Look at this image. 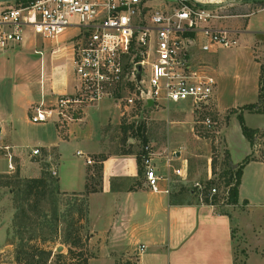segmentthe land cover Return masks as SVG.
<instances>
[{
  "label": "crops",
  "instance_id": "0c3cea01",
  "mask_svg": "<svg viewBox=\"0 0 264 264\" xmlns=\"http://www.w3.org/2000/svg\"><path fill=\"white\" fill-rule=\"evenodd\" d=\"M248 3L238 2L234 12L249 14L252 10ZM243 7L248 8L239 11ZM262 8L264 3L257 13L264 14ZM247 18L229 19L224 25L243 31L236 48L244 45L262 69L264 25L256 28L250 20L245 21ZM73 36L69 32L51 41L28 31L21 44L0 49V168L3 161L8 164L9 153L16 169L10 172L1 168L0 176L19 174L24 179H35L44 169L56 172L59 192L85 202L80 225L87 232L84 239L91 253L88 264H238L239 251L244 252V264H264V146L255 143L251 147L241 127L232 132L227 126L223 133L230 163H240L234 161L239 152L246 157L254 154V160L244 169L239 204L220 210L204 204L203 191L195 188L196 184L213 180L212 158L204 165L195 135L173 143L159 126L148 133L147 143L141 144L139 152L131 147L124 152L122 126H130L123 123L121 104L110 99L85 106L73 122L32 123L36 107H54L61 96H72L77 91L68 48ZM216 98L213 104L219 103ZM117 111L119 115L114 119ZM244 113L247 111L242 112L247 126ZM251 129L264 133V126ZM129 142L134 145L135 139L129 138ZM147 145L155 153L154 164L163 178L159 183L162 193L148 188L145 168L138 162V155H143ZM35 149L41 150V156H33ZM79 152L94 164L89 165L86 158L78 156ZM173 153H180L172 166L181 169L183 176L175 175L167 165L166 157ZM253 165L258 166L263 187L257 214L255 205L242 194L248 169ZM29 169L37 175L28 174ZM11 199L7 188L1 187L0 264H16L15 245L9 241L14 213ZM244 201L248 204L240 210ZM235 213L239 218L243 214L252 217L253 224L245 228L236 223L232 216ZM141 245L146 251L137 261Z\"/></svg>",
  "mask_w": 264,
  "mask_h": 264
},
{
  "label": "built area",
  "instance_id": "2783aa9c",
  "mask_svg": "<svg viewBox=\"0 0 264 264\" xmlns=\"http://www.w3.org/2000/svg\"><path fill=\"white\" fill-rule=\"evenodd\" d=\"M156 1L33 0L14 7L0 4V49L21 44L28 31L51 41H58L69 32L74 34L68 48L77 91L72 96H61L54 107H36L32 123L73 122L85 106L106 99L121 104L124 116L138 104L143 111L149 109L150 101L154 102L153 107L189 106L194 115L209 111L218 80L199 61L200 56L238 47L243 31L224 23L251 17L258 11L225 14V4L218 0H173L157 9ZM237 3L232 2L230 7L235 9ZM204 125L212 128L215 123L209 117ZM32 154L41 156V150L35 149ZM179 154L167 156L166 162L175 175L183 176L181 169L172 166ZM78 156L86 158L89 165L94 164L82 152ZM7 158L9 171H15L12 155L8 153ZM154 160L152 147L145 146L142 163L147 186L162 193L159 183L163 178L158 175ZM52 175L56 177L57 173ZM195 188L202 192L205 186L196 184ZM216 194L215 187L211 196ZM145 251L146 246L141 245L137 261Z\"/></svg>",
  "mask_w": 264,
  "mask_h": 264
},
{
  "label": "rangeland",
  "instance_id": "374dc122",
  "mask_svg": "<svg viewBox=\"0 0 264 264\" xmlns=\"http://www.w3.org/2000/svg\"><path fill=\"white\" fill-rule=\"evenodd\" d=\"M173 0H157L154 8H159L163 3H172ZM225 4L222 12L225 14L234 13L233 7H230L235 0H218ZM15 6L16 3H10ZM251 8L249 11H254L262 6L249 2ZM256 4V5H255ZM237 5V4H236ZM244 5V4H243ZM241 5V6H243ZM234 6V5H233ZM236 8V7H234ZM241 8V7H240ZM239 11H244L248 7H243ZM237 11V10H236ZM235 11V12H236ZM253 26L262 27L264 25V14L257 13L247 18ZM251 26V27H253ZM251 27H249L251 29ZM219 52L201 54L199 61L205 63L209 67V71L217 78L218 85L215 91V98L218 97L219 103L215 102L209 111L201 113L200 115H192V108L189 106L169 105L152 107L143 111L139 104L130 108L126 116L123 118V123L128 127L129 132L124 133L121 137L124 152L135 150L139 152L143 139L158 129L166 135L167 140L173 139V143H182L183 140L193 135L197 136L200 141L201 160L204 165L208 162V158H212L213 171V186L218 189V196L221 204L227 201V190L224 188L221 177L229 168L233 169L234 164L230 163L228 154L223 143V133L228 126L232 132L241 127L238 116L242 113V107L259 102V95L261 91V69L252 59L248 49L244 45L233 49H219ZM264 94V92H263ZM124 95L123 99H126ZM214 98V99H215ZM217 99V98H216ZM113 102V101H112ZM126 104L125 100L122 101ZM218 106V107H217ZM262 108V107H261ZM240 113V114H239ZM119 112L117 111V119ZM247 120V126L257 128L264 126V113H244ZM211 117L215 123L214 127L208 128L204 125L207 118ZM142 128V135L139 129ZM191 129L194 131L191 132ZM129 138L135 139V144L129 142ZM187 140V139H186ZM140 141V142H139ZM258 145L264 146V135L259 133L256 138ZM260 149V148H259ZM263 148H261L262 150ZM238 158L234 157V161L242 163L247 157L242 152ZM236 155V154H235ZM2 162V161H1ZM2 170L8 169L7 162H2ZM0 168V171H1ZM246 182L243 188V197L250 199L255 205L256 214L260 210L259 204L262 203V180L259 179L258 166L253 165L248 169ZM28 174L37 175L35 170L29 169ZM205 174V173H204ZM11 175L10 177H13ZM5 177V178H3ZM14 178V177H13ZM20 179L26 180L20 176ZM205 179L204 177L200 180ZM6 176H0V181H6ZM48 182L51 186V193L43 203L40 212L35 213L28 210L30 200L22 192V187L13 182L7 191L11 194V203L14 207L13 221L11 222L10 239L9 241L15 245V255L21 245V240H25V244L29 238L35 240L31 244L51 250L53 252L49 264H88V259L91 257L89 249L85 247L82 250H76L77 256L70 257V247L65 243V231L73 223L74 228L72 233L75 235L80 233L83 238L87 236V232L83 229L80 223L77 224L79 210L85 209L84 200L65 197L60 192L57 194L55 186H58L55 177L49 173ZM207 182L201 183L202 186H207ZM209 188V187H208ZM81 200V199H80ZM225 207V205H222ZM244 210V205L239 207ZM26 212V216H23ZM243 214V213H241ZM233 219L236 223L244 224V227L251 226L254 220L252 217L241 215L237 217V213L233 214ZM256 223V222H254ZM257 226V224H254ZM59 247L61 249H59ZM244 252L239 251V263L244 264ZM61 254V257L58 255ZM79 255V256H78ZM16 258V256H15ZM255 258H253L254 261ZM96 264V263H95Z\"/></svg>",
  "mask_w": 264,
  "mask_h": 264
},
{
  "label": "trees",
  "instance_id": "16d2710c",
  "mask_svg": "<svg viewBox=\"0 0 264 264\" xmlns=\"http://www.w3.org/2000/svg\"><path fill=\"white\" fill-rule=\"evenodd\" d=\"M33 0H24L21 2H17L15 6L26 5L27 3ZM256 4H263L264 1H256ZM11 5V4H6ZM261 82L263 86H261V91L259 95V102L256 104L246 105L241 108V112L247 111L249 113H264V68L261 69ZM262 107V108H261ZM238 119L241 124V128L243 131V135L249 141L251 147H254L256 143V138L260 133L259 130H254L246 126L245 120L243 118L242 113L238 116ZM125 133L128 132L127 127L122 126ZM139 133H141L142 128L139 129ZM142 135V133H141ZM264 135V133H263ZM146 138L143 139V144H146ZM254 154L248 156L242 163L233 166V169H228L224 172L221 177L224 188L227 190V201L224 204H221L219 200L218 194L211 196V190L215 188L213 186V180L209 181L205 189L203 190V203L210 206H216L218 209L222 210L224 207L222 205L229 206H237L239 204V196H240V186L242 183V177L244 173V169L247 165H249L254 160ZM229 159V156H228ZM138 162L141 164L142 162V154L138 155ZM230 162V161H229ZM232 164V163H231ZM14 177V178H13ZM10 177L6 176V181H0V188H8L11 186L13 182H17L20 187H22V192L26 196L28 200H30V204H28V210L31 212L39 213L40 209L45 202L48 195L51 193V186L48 182L49 173L47 170H43V174L40 178L35 179H20L19 174ZM5 178V177H3ZM209 187V188H208ZM55 191L57 194L59 193L58 186H55ZM248 204L247 201H244L243 205L246 206ZM26 212H23V216H26ZM84 217V211L82 209L79 210V216L77 220V224L81 222V219ZM72 223L69 228L65 231V243H67L70 247L69 255L72 258H75L77 254L76 250H82L85 247V239L82 237L80 233L73 234V226ZM35 239L29 238L25 244V240H21V245L18 248L16 254V264H49L53 252L51 250H47L37 246L36 244H31ZM79 256V255H78ZM61 257V254L58 255ZM86 264V262H85Z\"/></svg>",
  "mask_w": 264,
  "mask_h": 264
},
{
  "label": "water",
  "instance_id": "95a60500",
  "mask_svg": "<svg viewBox=\"0 0 264 264\" xmlns=\"http://www.w3.org/2000/svg\"><path fill=\"white\" fill-rule=\"evenodd\" d=\"M24 0H0V4H10V3H17V2H21ZM256 1H264V0H235V2H256ZM139 74H138V80H140L141 78V67L139 66ZM154 106V102L150 101L149 102V108H152Z\"/></svg>",
  "mask_w": 264,
  "mask_h": 264
}]
</instances>
